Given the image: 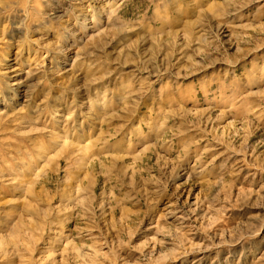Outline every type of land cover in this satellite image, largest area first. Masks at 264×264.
I'll use <instances>...</instances> for the list:
<instances>
[{
    "label": "rangeland",
    "instance_id": "374dc122",
    "mask_svg": "<svg viewBox=\"0 0 264 264\" xmlns=\"http://www.w3.org/2000/svg\"><path fill=\"white\" fill-rule=\"evenodd\" d=\"M0 264H264V0H0Z\"/></svg>",
    "mask_w": 264,
    "mask_h": 264
}]
</instances>
